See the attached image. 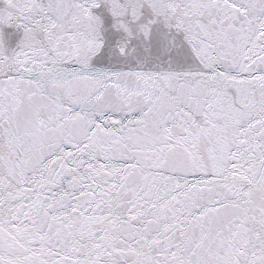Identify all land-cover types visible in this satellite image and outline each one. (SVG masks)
<instances>
[{
	"label": "snow or ice",
	"instance_id": "obj_1",
	"mask_svg": "<svg viewBox=\"0 0 264 264\" xmlns=\"http://www.w3.org/2000/svg\"><path fill=\"white\" fill-rule=\"evenodd\" d=\"M0 264H264V0H0Z\"/></svg>",
	"mask_w": 264,
	"mask_h": 264
}]
</instances>
